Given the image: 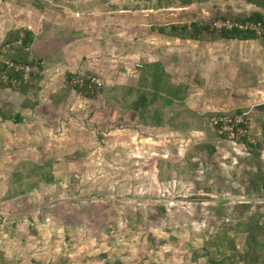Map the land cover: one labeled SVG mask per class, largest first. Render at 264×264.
I'll use <instances>...</instances> for the list:
<instances>
[{
  "label": "rangeland",
  "instance_id": "rangeland-1",
  "mask_svg": "<svg viewBox=\"0 0 264 264\" xmlns=\"http://www.w3.org/2000/svg\"><path fill=\"white\" fill-rule=\"evenodd\" d=\"M65 1L78 0H0V43L12 30L24 33L16 27L29 8L56 10ZM82 1V10L113 9L109 0ZM89 1L98 4L86 8ZM113 2L121 13L96 36L104 45L94 73L102 91L92 98L74 92L55 105L48 92L66 76H50L55 85L39 97L35 114L25 115L35 132L30 145L19 141L16 169L0 166V264H205L189 253L205 235L241 214L264 212V151L258 157L241 140L218 138L209 121L216 112L224 115L214 120L246 112L249 132L262 134L264 38L225 40L216 25L264 10L245 0ZM190 23L208 27L201 40L157 32ZM57 34L55 45L69 38ZM43 57L37 61L45 69ZM150 63H159L185 98L171 105L157 99L145 117L158 109L159 127L145 126L130 107ZM21 99L19 89L0 86L3 114L14 116ZM160 208L166 215L157 216ZM150 234L163 243L147 251Z\"/></svg>",
  "mask_w": 264,
  "mask_h": 264
},
{
  "label": "trees",
  "instance_id": "trees-1",
  "mask_svg": "<svg viewBox=\"0 0 264 264\" xmlns=\"http://www.w3.org/2000/svg\"><path fill=\"white\" fill-rule=\"evenodd\" d=\"M62 1V0H56ZM139 1V0H135ZM248 4L253 5L258 9L264 10V0H245ZM188 4V2H183ZM246 20L261 25L264 29V14L260 12L252 13ZM208 31V27L198 23H190L189 25L171 24L157 29V32L162 35H167L172 38L180 40H201L204 32ZM20 30H12L8 32L4 40L0 43V86L10 89L8 83L2 81V76L5 75L9 81L19 78L22 71L18 66H36L39 72L30 75L26 83H22L19 87V92L23 95L31 93L34 101L27 99L22 108L33 109L38 105L39 94L42 90L41 83L44 80L41 67L35 58L30 53L31 45L33 43V34L29 31H24V37L21 40ZM219 36L225 40H255L258 38L257 34L252 31H239V30H221ZM264 38V33L262 34ZM5 49V52H2ZM6 63H10L8 66ZM145 77L140 79V88L138 89V98L131 104V109L137 113L138 118L145 126H161L162 120L158 109L153 110L150 120L145 117L149 113V108L161 98L163 104L171 105L175 102H182L185 98L180 94L181 90L169 84L168 74L160 67L159 63L146 64ZM75 73H66L65 83L63 87L57 92L50 93V100L53 104L58 105L68 100L73 92L79 93L86 98H92L93 95L89 94L84 88H79L71 84V80L76 76ZM94 74V73H92ZM145 83H148L145 85ZM143 85V86H142ZM71 87V88H70ZM73 89V90H72ZM185 92V91H184ZM263 107V106H261ZM247 116L246 112H240ZM224 115V113H214L210 116L209 121L212 129L220 139H225L219 135L218 127L213 124L212 119L215 116ZM213 117V118H212ZM0 118L3 121L13 120L15 123H20L21 118L19 115L11 116L3 114L0 108ZM248 129V126H247ZM250 135L255 139V144H250L245 138L241 139L254 150V153L259 157L261 152L264 151V128L262 134ZM212 146V151H215V144L205 143ZM205 144L202 146L204 147ZM201 148V146H199ZM189 160V157L187 158ZM197 167V166H196ZM49 178L47 182H50ZM258 190L264 195V171L258 177ZM241 209L248 208L246 204L239 206ZM166 215L165 209L160 208L158 217ZM163 241H156L153 234L148 236L147 251L154 246L162 244ZM190 260L197 263L200 259L205 260V264H264V212H254L241 214L240 217L228 220L219 226L213 233L205 235L203 238L202 246L199 249L190 250ZM104 259L107 256L103 255ZM105 264H110L106 261ZM118 264V263H117Z\"/></svg>",
  "mask_w": 264,
  "mask_h": 264
},
{
  "label": "crops",
  "instance_id": "crops-1",
  "mask_svg": "<svg viewBox=\"0 0 264 264\" xmlns=\"http://www.w3.org/2000/svg\"><path fill=\"white\" fill-rule=\"evenodd\" d=\"M74 3L75 4L65 1L61 5L56 6L59 7L56 10H51L48 7L45 10H39L36 6L31 7V9L29 8L25 12L27 13L25 18L21 19V23L16 27L23 28L33 34V43L30 49L32 57L35 52H37L40 56L38 59L43 62L42 60L44 59L42 58H45L43 56L47 55L46 61L44 62L46 68H41L44 80L41 83L42 90L39 97L44 96V93L47 92V87L49 88L51 85H55L51 82L52 78L50 76L52 75L56 77V74L66 75V73H82L84 71L99 73L101 69L96 61V57L99 55L96 51L104 50V45H96V36L100 30L104 34V31H102L105 29L104 24L114 17V13H121L119 11L120 9H118V11L117 9L113 11L116 7V2H113V0H109L107 3L110 8H113L109 11L107 9L101 11L88 9L86 11V9L82 10L80 7H77L84 3L82 0L74 1ZM97 4L98 1H89L86 2L84 6L86 8H91L97 6ZM30 14L33 17L28 19L27 17ZM98 28H100V30ZM92 30L94 35L89 37L85 34ZM57 32H62V34L65 32L69 35V38L61 44L55 45L53 42L57 41V36L58 38L60 37ZM53 46H58L59 48L55 49ZM39 49H42V52ZM52 58L54 62H52ZM210 59L213 60V58ZM37 62L39 63V61ZM58 85V87L62 86L61 83ZM54 88L55 87H51V91L48 93H54ZM73 93L70 96L71 98H73ZM20 96H22V99L19 100L21 101L19 104L20 107L27 99L34 101L31 93L27 95L20 93ZM1 102L3 103L5 100L0 101V107ZM15 105L16 107L14 105L12 106L15 108L14 118L16 115H19L22 119L20 123H15L13 120L3 122L2 118H0V166H4L9 170H11V168L16 169L18 166V153L19 149H21L19 148V141L20 143L25 141L24 143H26V147H28L31 141L28 139H31L35 133L32 127V120L25 116L28 113L29 115H34L35 111L21 107L23 110H29V112H19L18 103ZM19 136H22V138H19ZM21 152H23V150H21Z\"/></svg>",
  "mask_w": 264,
  "mask_h": 264
},
{
  "label": "built area",
  "instance_id": "built-area-1",
  "mask_svg": "<svg viewBox=\"0 0 264 264\" xmlns=\"http://www.w3.org/2000/svg\"><path fill=\"white\" fill-rule=\"evenodd\" d=\"M219 31L221 30H239V31H252L257 35H262L264 33V29L261 25L256 24L251 21L244 22H233L230 20H225L216 25ZM24 37V34L21 33V40ZM5 52V50H3ZM8 66H11L10 63H6ZM18 69L22 71V74L19 78H15L12 81H9L8 78L3 75L2 81L10 84L13 90H18L22 83H26L30 75L36 74L39 72V69L36 66H18ZM71 84L78 86L79 88H84L89 94L93 96H98V94L103 89L102 80L96 74L84 73L80 72L76 74V76L71 80ZM229 119V120H228ZM219 118L217 120L212 119L213 124L217 126L219 135L227 138L229 140H241L243 138L250 144H255V139L250 135L249 130L247 129L248 121L245 114L240 115H231L230 118ZM2 220V216L0 214V221Z\"/></svg>",
  "mask_w": 264,
  "mask_h": 264
}]
</instances>
